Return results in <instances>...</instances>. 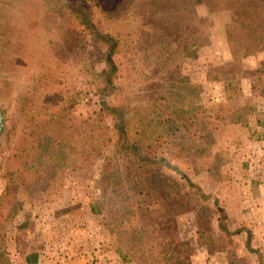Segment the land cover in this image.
<instances>
[{
	"label": "rangeland",
	"instance_id": "obj_1",
	"mask_svg": "<svg viewBox=\"0 0 264 264\" xmlns=\"http://www.w3.org/2000/svg\"><path fill=\"white\" fill-rule=\"evenodd\" d=\"M81 9L120 41L112 102L177 118L198 95L168 165L109 143L104 176L89 152L106 47ZM0 113V198L5 172L47 169L0 203V264H264V0H0Z\"/></svg>",
	"mask_w": 264,
	"mask_h": 264
},
{
	"label": "trees",
	"instance_id": "obj_2",
	"mask_svg": "<svg viewBox=\"0 0 264 264\" xmlns=\"http://www.w3.org/2000/svg\"><path fill=\"white\" fill-rule=\"evenodd\" d=\"M77 16L84 28L106 47L103 59L104 67L99 71L93 72V76L95 75L96 94L99 102L94 122L97 125V129L104 130V132L101 133V136H96L95 133L92 132L90 135L92 145L89 146V152L94 157L100 158L103 161L100 164V171L105 176L106 169H108L107 174L111 172L110 169H113L111 164L112 157L104 155L102 152V148L109 143H112L113 147L123 158H127L128 161L137 164V167L168 165L166 160L164 158H159L157 154V150L161 144L160 139L163 138V132L165 130H170L172 127L179 128L180 126H186L187 122L185 120L189 121V125L198 122H194L195 119L200 118L202 112V105L198 101V95L190 98L187 95V104L179 108L177 118H175L171 112L162 116V119L145 117V114H147L149 110L152 112L156 111L155 105L134 106L112 102L110 98L116 95V83L120 77L119 62L116 58V54L120 51V41L114 34L99 29L88 10L81 9L77 13ZM191 87L192 84L188 83L187 88L189 91L193 90ZM164 97L165 95H161L162 99ZM186 113L187 118H181V116ZM106 117L112 120L111 126L105 123ZM189 125H187V127ZM42 147L43 145L40 143L39 150L38 152L36 151L37 154L41 152ZM40 154H38V158ZM24 155V151L21 150L19 159L22 160ZM106 160H108L109 163H106ZM46 172L47 169L33 170L29 166H23L13 171L5 172L4 192L0 198V203L4 201L11 202V193L17 190L15 186L19 184L33 185L36 183L37 179L43 178ZM112 173L117 174V172L114 171H112ZM25 177L26 179H24ZM13 185L15 186L13 187ZM0 208L2 209L3 207ZM92 209L95 211V205H93ZM220 227L226 233H231L227 230L222 221L220 222ZM248 233L250 236L251 232ZM249 247L250 240L247 241V248ZM2 254L3 253L0 252V256H2ZM36 257L37 254L35 252L27 254V264H30L32 261L35 262Z\"/></svg>",
	"mask_w": 264,
	"mask_h": 264
},
{
	"label": "flooded vegetation",
	"instance_id": "obj_3",
	"mask_svg": "<svg viewBox=\"0 0 264 264\" xmlns=\"http://www.w3.org/2000/svg\"><path fill=\"white\" fill-rule=\"evenodd\" d=\"M1 127H2V115L0 113V130H1Z\"/></svg>",
	"mask_w": 264,
	"mask_h": 264
}]
</instances>
